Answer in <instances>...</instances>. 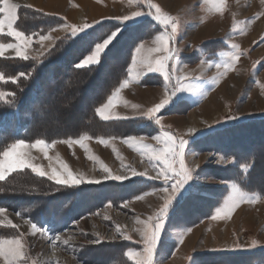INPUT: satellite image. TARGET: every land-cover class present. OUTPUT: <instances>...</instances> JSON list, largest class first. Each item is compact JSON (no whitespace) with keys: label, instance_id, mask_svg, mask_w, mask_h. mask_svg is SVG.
<instances>
[{"label":"rangeland","instance_id":"rangeland-1","mask_svg":"<svg viewBox=\"0 0 264 264\" xmlns=\"http://www.w3.org/2000/svg\"><path fill=\"white\" fill-rule=\"evenodd\" d=\"M78 1L82 8L70 12L77 15V23L72 24L59 15L63 23L54 27V31L51 29L41 33L28 29V24H20L18 16V10L21 8L39 10L26 5L27 0H12L20 5L14 26L29 35L36 33L32 43L25 50L27 55L35 59L41 58V53L45 54L50 50L48 45L52 41L40 42L39 35H47L53 39L61 38L67 34L63 25L82 26L88 23L94 27L98 25L94 24V21H99V24L108 21L120 22L111 18L96 19L105 14L101 6L91 0L82 3ZM152 1H157L155 5L160 3L158 6L162 13L178 24V31L173 40L169 41V47L177 49L179 55L173 61L166 62L169 71L175 63V72L171 81H165L162 73L147 72V66L142 72H138L137 67L132 64L133 57L143 56L152 60L151 54L156 52L154 49L163 48V43L156 40V37L163 32L170 33V25L165 29L161 24L162 29H158L156 23H153L157 21L147 14L121 25L123 29L124 26L143 23L142 26H132L134 33L130 34L131 38L128 36L130 48L126 54L127 71L116 88L124 80H128V83L120 88L109 114L134 116L147 111L169 95L172 85L179 87L180 84L190 83V87L178 90L171 97L170 103L157 114L159 125L154 120L137 118V123H118L117 132L112 136H108L102 129L95 134H89L90 128L84 132L79 129L76 132L70 131L72 134L65 133L75 125L85 123L88 120V112L82 103L71 110V98L75 93L62 92L70 100L69 103L63 102L64 107L68 108L63 109L56 101L45 111L43 120L37 122L39 127L49 132L62 133L60 138L52 139L53 136L49 135H46L47 138H40L50 145L47 156L39 148H28L25 151L29 154L31 162L43 170L51 172L52 167L62 170L61 165L66 163L74 174L84 176L86 182L78 186H63L42 177L46 180L45 189H42V192H45L43 197L30 201L31 204L29 200L28 203L15 202L22 204L19 205V210H26L29 214L0 207L6 209V212L0 213V239H20L23 245L22 259H26L28 264H140L144 259L140 254L145 248L140 231L144 225L141 222L148 221L149 217L159 211L167 197L163 190L167 187L169 192L171 191V179L167 185L162 179H149L157 175L161 162L150 160L152 152L147 149L138 150L136 146L128 144L125 138H142L144 144L160 149L165 146L162 143L165 131L187 140L184 161L186 167L194 171L191 179L174 197L166 213L154 256L155 264H201V255L214 252L210 250L213 247L232 254L264 251V194L248 191L236 181L237 176H245L251 166L240 164L234 156L227 153V142L233 138L227 133L230 128L255 117L264 119V0H210V4L206 0ZM31 2H37L43 7L51 1L45 4L44 0ZM53 3V7L48 8L60 11L62 4H59V1ZM142 4L143 7H139V10L148 11L146 0H142ZM71 9L73 8L70 5H66V11ZM85 10H88L90 17L96 18L83 17L85 20H82ZM28 14L34 15L30 12ZM118 24L108 23L107 29L114 31ZM110 34L109 31L108 35ZM119 36L118 34L108 48L116 43ZM104 38H107V35ZM0 42L15 41L12 37L0 34ZM41 43L44 47H41ZM140 44L144 47L141 53L137 54L135 48ZM116 47L112 53L113 57L118 54ZM157 53V60L165 54L162 50ZM237 53L238 59L233 61L232 56ZM4 57L14 58L15 53L11 49L5 50ZM156 61L152 60L153 66H156ZM217 64L220 65L219 68ZM225 64L230 66L225 68ZM146 77L148 79H145ZM177 77L180 78L179 83ZM100 86L97 85L87 92L85 100L91 101L100 91ZM115 89L101 104L95 106V117L103 120L96 109L108 102ZM111 120L116 119L108 121ZM192 128L196 130L190 133L189 129ZM62 135L65 137H61ZM82 136L87 137L83 141L86 147L80 143L69 146L65 142L69 138L77 140ZM153 137H161V140ZM248 139L244 140L243 145H234L248 147ZM35 140L24 141L31 145ZM256 150L257 148L253 149ZM48 157L52 159L49 160ZM195 160L199 161L197 168L193 167ZM262 160L264 161V156ZM105 166L113 175H123L130 179L104 180L107 174ZM132 170L143 172L145 175L132 176ZM238 170L240 174H236ZM258 175L264 177V171H259ZM88 180H99L100 183H88ZM211 193H215V196ZM237 194H242L244 199L232 213L213 219L216 211L223 208ZM137 196L141 198L137 199ZM200 196L203 197L199 199L200 207L194 209L195 201L192 198ZM32 208L33 214L36 212L35 221L30 214ZM13 214L31 223L24 228L11 219ZM32 224L46 231L43 234L34 231ZM56 235L60 236L61 240L50 239ZM65 239L69 240L68 245L62 243ZM181 240L183 242H180ZM249 251L250 253H247ZM239 259L242 261L245 256H240ZM247 259L250 264H264V261L256 258ZM0 264H5L2 257Z\"/></svg>","mask_w":264,"mask_h":264},{"label":"trees","instance_id":"trees-1","mask_svg":"<svg viewBox=\"0 0 264 264\" xmlns=\"http://www.w3.org/2000/svg\"><path fill=\"white\" fill-rule=\"evenodd\" d=\"M28 12L34 15H30ZM18 16L22 17L19 18L20 24H28V29L33 32H48L63 23V19L59 16L48 15L28 7L19 9ZM108 23L118 24L120 22L108 21L87 30L90 37L94 38L91 46L81 41L71 43L74 38L68 36L67 33L59 38L54 47L41 58L22 60L18 57H0V72L4 77L3 80H0V92L15 94L14 96L6 95L5 100L8 102L0 100V153L18 140L47 138L46 135L53 136L52 139L60 138L62 133L49 132L39 127L38 123L43 120L45 111L54 105L56 101L63 109L68 108V106L64 107L63 102L69 103L70 100L62 92L71 91L75 93V96L71 98V110L82 103L88 112V120L85 123L77 124L72 130H67L65 133L72 134L70 131L76 132L79 129L84 132V130L90 128L88 130L89 134L91 132L95 134V132L102 129L108 133V136H112L117 132L116 125L118 123H137L138 119L133 121H103L99 117H95L94 108L101 104L125 77L127 71L125 67L128 62L126 54L130 48L128 36L131 38L132 26H142L143 23L124 26L120 38L118 37L116 43L109 47L110 49H107L106 55L102 56L100 64L80 69L74 67L92 52L95 43H99L109 34ZM153 23H156L158 29H162L160 23ZM66 36L67 39H65ZM115 47L118 54L113 57L112 53ZM20 72H24L26 76L13 83L9 78L18 76ZM145 79H148V77ZM97 85L102 86H100V91L92 97L91 101H86V93ZM227 133H229V136H233L232 139L229 137L230 141L227 142L229 147L227 153L234 156L240 164L251 166L247 174L243 177L237 176L236 181L248 191L264 194V177L258 175L259 171H264V161L262 160L264 156V119L255 117L250 121L244 120L230 128ZM246 135H249V137ZM61 137L65 136L62 135ZM245 139L249 141L248 147L234 145L236 143L244 144ZM254 148H257V150L253 151ZM237 173H239V170L236 171ZM45 182L44 178L32 173L29 169L13 173L5 181H0V189H3L0 191V207H7L18 212H27L26 210H19V205L22 204H15V202L28 203L29 200L31 204L30 201L43 197L45 192L43 193L42 189H45ZM211 194L215 196V193ZM201 196L192 198L195 201L194 209L200 207L198 206L200 205L199 199H203ZM33 209L30 210V214L35 221L36 212L33 214ZM27 213L29 214V212ZM263 253L264 251L250 254L207 253L201 255L199 262L201 264H250L249 259H247L250 257L264 261ZM240 256H245V259L241 261Z\"/></svg>","mask_w":264,"mask_h":264},{"label":"snow or ice","instance_id":"snow-or-ice-1","mask_svg":"<svg viewBox=\"0 0 264 264\" xmlns=\"http://www.w3.org/2000/svg\"><path fill=\"white\" fill-rule=\"evenodd\" d=\"M137 6L143 7L142 0H137ZM20 7L19 4L13 3L12 0H0V34H4L8 37L14 38L15 42L10 43H3L0 42V57L5 56V50L11 49L15 53V57H18L22 60H29L32 59L29 55L26 54V49L33 41V36L36 33L31 35L26 34L25 31L18 30L16 25L17 22V9ZM148 11L137 10L133 11L131 15H121L111 17V19H116L121 22L120 25L115 26V30L111 31V34L107 35V38H103L102 42L94 44V51L87 55L86 58L78 62L74 67L77 69L92 67L100 63V58L102 55H106V49H108L109 44L121 34L122 27L121 25H126L127 22L131 19L139 17L143 14L150 15L154 18L155 21L159 22L160 24L164 25L165 29L168 26H171V32L159 35L156 37V40L161 41L163 43L162 49H154V51H163L165 54L156 61V66L152 65V61L147 57H133L132 64L135 65L138 69V72H142L144 67L147 66V72H157L163 74V79L165 81H171L172 74L175 72L176 66L175 63L172 64V69L169 71L166 68V62L173 61L175 57L179 55L177 49L173 47H169V41L173 40V37L178 31V24L175 20H172L169 16L162 13L161 8L153 3L151 0H148L147 3ZM155 10L154 12L152 10ZM94 24H99V21H94ZM65 31L68 33V36L74 38L72 39L71 43H75L76 41H81L83 43L92 45L93 39L90 37V33L87 31L89 28H93V24L84 23L82 26L78 25H63ZM55 29H53L54 31ZM68 37L66 36L65 39ZM56 39L59 38H51L47 35H39V41L43 42L45 40H51L52 42L48 45V49H51L53 44L56 42ZM98 39V38H97ZM70 46V45H69ZM41 47H44L43 43H41ZM144 45L140 44L135 48V52L137 54L141 53ZM45 49V51H48ZM44 55V53H41ZM239 54H233L232 59L235 61L238 59ZM218 68L220 67L219 64L216 65ZM230 65L225 64L224 67L228 68ZM131 72V69H129ZM26 74L24 72H20L18 76L10 77L9 79L15 83L18 81L19 78L25 77ZM0 79H3V75L0 74ZM179 77H177V81L179 83ZM195 79V77L193 78ZM128 80H124L122 84L115 91L112 95L108 98V102L101 107L96 109V112L101 116V118L105 121L110 119L116 120H132V119H150L154 120L157 125L160 124V119L158 118L159 113L163 110L171 100V97L181 89L189 88L190 83L180 84L179 87L176 85H172V89L169 95H166L163 99L160 100L159 103L154 104L151 108L147 111L140 112L134 116H119L114 114H109L108 110L113 107V100L118 97L120 88H123L127 85ZM6 95L14 96V93L5 94L0 93V100H5ZM234 118V117H229ZM196 129L192 128L189 129V132H194ZM87 137H80L77 140H73L69 138L66 143L71 146L73 143H80L82 146L86 147L83 144L84 139ZM153 139L161 140V137H153ZM126 142L130 145L136 146L138 150L144 151L148 150L152 152L153 155L150 156V160L160 161L161 165L159 166V170L157 175L154 177H149V179H162L167 183L171 179V191L166 187L163 191L168 193L167 197L164 200V203L159 208V211L152 217H149L148 221L141 222L144 227L140 229L141 235L143 237V243L145 245L144 251L142 254L144 259L140 262V264H155L154 256L158 248V241L161 236V229L164 223V218L166 213L169 209L170 204L172 203L174 197L178 194L180 189L183 185L191 179L192 173L194 169H189L185 165L184 156H185V148L187 140L182 136H176L170 131L163 132L162 143L165 145L163 148L154 149L149 144H144L141 139H137L134 136H127L125 138ZM105 142L106 141H102ZM54 143V142H53ZM50 145L44 139H36L35 142L31 145L25 143L24 140H18L12 145L9 146L6 150L0 153V181H5L6 178L10 173L18 172L23 169H31L34 173L38 174L40 177H47L49 180L54 181L58 185L63 186H78L82 183H85V177L80 175L74 174L70 169L69 166L64 163L61 165L62 170H58L56 167H52L51 172L43 170L40 166L35 163L31 162V158L29 154L25 151L28 148H39L42 150L47 156V149ZM51 160V157H48ZM178 165V167H177ZM105 171L107 174L104 176V180H115V181H125L129 180L130 177L123 176V175H113L105 166ZM145 173L140 172L137 173L135 170H132V176H141L143 177ZM88 183H100L99 180H88ZM3 189H0L2 191ZM140 196H137V199H140ZM244 199L242 194H237L235 197L231 199L230 202H227L223 208H220L216 211V215L213 219L221 218L229 216L233 209L237 206L239 202ZM127 206V205H125ZM6 212V209L0 208V213ZM19 215V213H18ZM27 223H31V221H27ZM15 227V226H14ZM32 229L34 231H39L43 234L46 229L37 228L36 224H32ZM117 231L119 232V226H117ZM130 238V237H126ZM50 239H54L55 241L61 240V237L56 235L50 237ZM180 242H183L182 240ZM64 245L69 244V240L65 239L62 241ZM8 245V247H5ZM23 245L20 239H12V240H5L0 239V257L4 259L5 264H28L26 259H22L23 255ZM131 255V253H129Z\"/></svg>","mask_w":264,"mask_h":264},{"label":"crops","instance_id":"crops-1","mask_svg":"<svg viewBox=\"0 0 264 264\" xmlns=\"http://www.w3.org/2000/svg\"><path fill=\"white\" fill-rule=\"evenodd\" d=\"M48 1L49 0H44V4L46 2H48ZM63 1H64L63 4L60 6V11L61 12L57 11V10L55 11L54 8H48V7H46V5L41 7V5H39L37 2L32 3L31 0H27L26 5L34 7L36 9H38L39 11L44 12L45 14H48V15H56V16L61 15L62 17L66 18V20L69 21L72 24L77 23L78 22V20L76 19L77 15L70 14V12H72L73 10L81 9L82 8L81 4L79 3L78 0H63ZM91 1L94 2V4H96V5H100L101 9L105 11V14L103 16L99 15L100 17H98V18L90 17L89 16L90 14L88 13V10H85L84 11V15H82V17H81L82 20H85L86 17L87 18H91V19H95V18L96 19H101V18H111V17H115V16H121V15H131V13L133 11L139 10V7L137 6V2L135 3L133 0H91ZM207 1H209V4L211 3L210 0H206V2ZM146 3H148V0H146ZM151 3L157 4V1L153 2L151 0ZM66 5H70V7H72L73 9L66 11ZM158 5H160V3ZM83 17H85V18H83ZM163 33H165V32H163ZM163 33H161L159 35H162ZM157 52L158 51H156L153 54H151L152 55L151 57H152L153 61H156L158 59V53ZM109 110H108V112H109ZM195 242H196V240H195ZM195 242L193 243L194 245H195ZM213 249H215V250H213ZM210 250L214 251V252H211V253H223L225 251L223 249H219L218 247H213ZM247 253H250V251L247 252ZM238 254H244V253H238Z\"/></svg>","mask_w":264,"mask_h":264},{"label":"bare ground","instance_id":"bare-ground-1","mask_svg":"<svg viewBox=\"0 0 264 264\" xmlns=\"http://www.w3.org/2000/svg\"><path fill=\"white\" fill-rule=\"evenodd\" d=\"M51 2L48 4V5H46L47 7H53V2L55 1H59V4L61 3L62 4V2H63V0H50ZM81 1V3L82 2H84L85 0H80ZM87 86V85H86ZM198 165H199V161L197 160H195L194 162H193V167L194 168H197L198 167ZM165 194V196H167V193L165 192L164 193ZM11 219L13 220V221H15V222H17V223H19V225H21V226H23L24 228H27L28 227V223H27V221L25 222V220H23V219H19V217H17L15 214H13V215H11Z\"/></svg>","mask_w":264,"mask_h":264}]
</instances>
